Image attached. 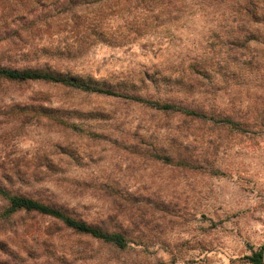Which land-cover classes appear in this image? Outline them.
<instances>
[{"label":"rangeland","instance_id":"obj_1","mask_svg":"<svg viewBox=\"0 0 264 264\" xmlns=\"http://www.w3.org/2000/svg\"><path fill=\"white\" fill-rule=\"evenodd\" d=\"M263 29L264 0H0V66L49 60L135 79L213 58L215 94L245 114L238 131L0 79V170L47 171L43 199L130 240L120 250L18 214L0 226V264H251L245 256L261 246L264 255ZM232 41L247 52L226 68L219 44ZM99 188L110 196L98 199Z\"/></svg>","mask_w":264,"mask_h":264},{"label":"trees","instance_id":"obj_2","mask_svg":"<svg viewBox=\"0 0 264 264\" xmlns=\"http://www.w3.org/2000/svg\"><path fill=\"white\" fill-rule=\"evenodd\" d=\"M246 11L250 12L249 9ZM244 30L248 33L250 29ZM219 46V52L222 53L220 62H224L226 68L229 61L247 52L246 41L222 42ZM215 68L213 58H204L182 65V70L178 73L152 72L140 74L135 79H101L90 74L72 73L69 65L56 67L49 60H45L41 64L37 63L35 68L0 66V79L9 82L38 81L59 84L127 104H136L165 115L174 114L183 119L197 121L213 119L223 126L243 131L245 114L237 110L231 99L221 104L223 99L215 94ZM223 78L224 73L221 74V79ZM46 175L47 171H27L23 174L11 171L7 175V170H0V226L15 215L31 214L34 217H47L75 235L88 237L120 250L130 245L126 231L120 227L107 229L102 225V220L87 221L76 215L68 209L67 203L43 199L40 192L50 190V186L46 184ZM98 190L94 193L98 199L110 196L105 189ZM108 220L117 223V215L114 213ZM245 258L251 264H263V246Z\"/></svg>","mask_w":264,"mask_h":264}]
</instances>
